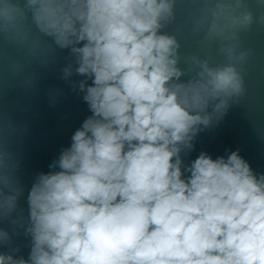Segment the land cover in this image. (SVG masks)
<instances>
[{"label": "clouds", "instance_id": "clouds-1", "mask_svg": "<svg viewBox=\"0 0 264 264\" xmlns=\"http://www.w3.org/2000/svg\"><path fill=\"white\" fill-rule=\"evenodd\" d=\"M254 4L202 0L193 30L216 62L168 30L178 0H0V34L67 52L60 79L90 112L35 174L26 209L20 162L0 149V264H264V172L239 149L184 158L247 95L242 36L264 26Z\"/></svg>", "mask_w": 264, "mask_h": 264}]
</instances>
